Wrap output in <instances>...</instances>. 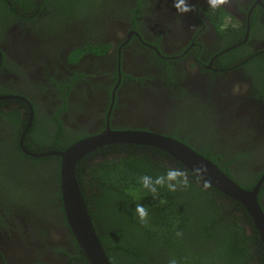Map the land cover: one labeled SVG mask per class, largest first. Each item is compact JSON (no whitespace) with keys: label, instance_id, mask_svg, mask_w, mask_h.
<instances>
[{"label":"flooded vegetation","instance_id":"1","mask_svg":"<svg viewBox=\"0 0 264 264\" xmlns=\"http://www.w3.org/2000/svg\"><path fill=\"white\" fill-rule=\"evenodd\" d=\"M115 2L95 21L89 2L70 16L74 0H0V168L23 172L0 170V264H88L53 153L107 130L173 138L241 187L261 180L264 212V0Z\"/></svg>","mask_w":264,"mask_h":264},{"label":"trees","instance_id":"2","mask_svg":"<svg viewBox=\"0 0 264 264\" xmlns=\"http://www.w3.org/2000/svg\"><path fill=\"white\" fill-rule=\"evenodd\" d=\"M29 1L34 4V0ZM54 1L65 11V0ZM113 1L74 0L65 12L73 16L89 2L88 9L93 11L91 17L97 21L103 14L116 11L119 4ZM215 20L219 27L220 18ZM103 152L105 158H110L97 163L87 159L77 165L79 171L75 173L111 264H168L171 257H175L178 264H264L259 233L239 202L203 182L169 154L152 147L143 149L131 144H116ZM201 155L217 166L210 154ZM170 168L185 171L189 186L178 187L175 192H169L166 185L157 186L155 194L141 186L139 177L148 175L155 179ZM13 182L14 186L22 184ZM26 184L29 190L33 189L31 183ZM252 186L249 183L242 188L251 189ZM30 193L28 201L36 197L34 191ZM137 204L147 210L144 222L135 211ZM177 232L182 236L178 238Z\"/></svg>","mask_w":264,"mask_h":264},{"label":"water","instance_id":"3","mask_svg":"<svg viewBox=\"0 0 264 264\" xmlns=\"http://www.w3.org/2000/svg\"><path fill=\"white\" fill-rule=\"evenodd\" d=\"M114 144H131L159 149L172 156L203 182L239 202L252 218L254 227L259 233L264 252V212L258 202L261 180L251 189H244L209 159L173 138L150 132L107 130L95 137L78 141L64 152L53 153V155H58L62 160L60 191L65 218L88 264L111 263L99 241L84 202L76 179V165L85 155L97 148ZM39 156L41 157L42 154ZM196 169H203V171L198 173L195 171Z\"/></svg>","mask_w":264,"mask_h":264},{"label":"clouds","instance_id":"4","mask_svg":"<svg viewBox=\"0 0 264 264\" xmlns=\"http://www.w3.org/2000/svg\"><path fill=\"white\" fill-rule=\"evenodd\" d=\"M208 5L212 9H216L221 5L227 3V0H207ZM173 7L177 9L178 12H188L190 11L189 5L186 3V0H173ZM234 91L239 90V86H234ZM198 173H201L203 169H196ZM139 182L144 189H147L149 192L155 194L157 192V186H167L169 192H175L178 187L186 188L189 186V177L188 174L178 168H170L162 176H157L153 179L151 176L143 175L139 177ZM207 187V185H205ZM136 213L141 222L146 220L148 215L147 210L141 204L136 205ZM176 236L179 238L182 236V233L177 232ZM168 264H178V261L175 257H171L168 260Z\"/></svg>","mask_w":264,"mask_h":264},{"label":"rangeland","instance_id":"5","mask_svg":"<svg viewBox=\"0 0 264 264\" xmlns=\"http://www.w3.org/2000/svg\"><path fill=\"white\" fill-rule=\"evenodd\" d=\"M89 12H92L91 13V15L93 14V11H92V9H90L89 10ZM4 169L6 170V169H8L9 171H14V172H18L19 170L17 169V168H15L13 165H11L10 167H8L7 165L4 167ZM23 174V173H22ZM24 176H25V178H29V175L28 174H26V173H24ZM52 207H51V209H54L55 208V201L54 202H52Z\"/></svg>","mask_w":264,"mask_h":264}]
</instances>
